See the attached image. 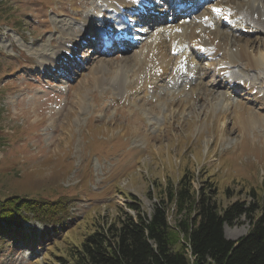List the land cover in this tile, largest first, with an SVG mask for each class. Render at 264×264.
I'll return each instance as SVG.
<instances>
[{
    "label": "rangeland",
    "instance_id": "obj_1",
    "mask_svg": "<svg viewBox=\"0 0 264 264\" xmlns=\"http://www.w3.org/2000/svg\"><path fill=\"white\" fill-rule=\"evenodd\" d=\"M110 5L106 0H0V199L63 201L68 211L57 227L35 219L24 224L26 237L19 243L0 239V264H62L59 257L114 223L121 209L134 214L127 207L130 199L151 214L185 174L196 192L215 186L221 211L249 202L251 189L260 194L264 189V33L247 36L250 50L260 56L258 69H240L236 85L219 81L215 68L225 65L222 56L212 64L205 58L189 63L200 68L199 78H178L176 71L170 73L175 66L169 50L168 72L151 67L154 73L144 77L149 37L179 24L156 20L143 27L149 34L139 47L131 46L132 52L104 54L95 48L94 34L113 35L99 28L136 20ZM86 18L96 26L87 37L80 33ZM214 31L216 38L231 34L222 37L229 39L227 45L244 38L225 27ZM247 76L252 89L244 85ZM178 99L190 103L188 109L170 112L169 103ZM240 110L254 117L243 121ZM175 208L168 206L172 225L180 218ZM34 228L43 234L37 242L29 237ZM250 229L243 216L226 225L225 234L237 240Z\"/></svg>",
    "mask_w": 264,
    "mask_h": 264
},
{
    "label": "trees",
    "instance_id": "obj_2",
    "mask_svg": "<svg viewBox=\"0 0 264 264\" xmlns=\"http://www.w3.org/2000/svg\"><path fill=\"white\" fill-rule=\"evenodd\" d=\"M206 187L196 192L185 174L154 204L151 214L130 199L127 207L134 214L121 209L114 223L99 227L59 259L62 264H264V189L261 194L251 189L249 202H234L221 211L215 186ZM171 204L180 216L176 225L169 220ZM67 212L63 201L0 199V239L26 237L23 222L33 219L57 227ZM243 216L251 224L249 232L237 240L227 238L225 226ZM37 233L34 228L30 235L36 239Z\"/></svg>",
    "mask_w": 264,
    "mask_h": 264
},
{
    "label": "bare ground",
    "instance_id": "obj_3",
    "mask_svg": "<svg viewBox=\"0 0 264 264\" xmlns=\"http://www.w3.org/2000/svg\"><path fill=\"white\" fill-rule=\"evenodd\" d=\"M146 1L145 0H114V1L106 0V3L111 4L110 6H112L117 13H123V11L126 10L127 13L129 12L130 14H133V16L137 14L142 16V14L145 13L144 12L145 7L148 6L146 5L147 4ZM213 9H220L219 14L217 12H214ZM159 11L161 10H158L157 12L152 11L151 13L154 14L156 13L155 15H157ZM148 13L151 14L150 12ZM154 14H152L150 19L155 18L153 17ZM160 14H162V11ZM226 16L227 18H229L231 24L229 25L230 29L229 28L226 29L229 30L232 34H235V36L238 35L244 36V38L243 37L242 38L237 37L238 39L236 38L238 43L237 45L226 44L228 43L229 40L228 38L226 40V37L228 35H231L229 32L227 35L224 33H221L219 35V37L220 36L223 37V35H225L226 36L225 38L222 37L216 38L215 35L212 33L213 30H215L217 33V31L220 28L227 25L221 21V19H224ZM149 17L143 16L141 17V19L147 20ZM199 18L201 22L199 24H193L194 26H192V23L189 22L184 26L181 25L171 26L168 29L167 27L165 29L160 28V30H158L159 32L155 33V35L156 34L157 35L151 37L152 39L151 41L148 42V51L147 54L145 55L148 58L147 60L148 64L146 63L148 69L144 77L145 76L149 77V74L153 72L152 71L153 67H155V70L157 72H161L163 75L166 74L170 67L169 54L174 58L173 62L175 66L170 73H174V71H176V73L180 72V70L178 69L179 68L181 69L182 67L184 68L185 67L184 64L187 62L197 63L199 61L197 57L199 52H201L203 56H208L210 59H215V58L223 59L222 57H224V63L226 67H224L225 65L220 66L219 63L215 62L216 63L215 69L216 72L218 70L217 73H218L219 81L221 80L224 81L229 79L231 80V83L232 82L234 83V85H236L235 81L239 80L242 74L241 72L239 76L235 75L237 72L240 71V69H242L243 67H248L252 69V70L247 68L244 69L250 71H255L256 69H258L260 56L253 54V52L250 50V44L252 43V41L247 40L246 38L251 34L258 35L262 32L264 33V0H216L213 4H210V6L207 8V11L204 12L202 15H200ZM92 21L93 20H88V18H86L84 22H81L82 27L80 33L85 32L86 37L92 34V30L96 29V26L94 24L93 25L91 24ZM183 21L184 19H181L179 23H182ZM95 22L98 23L99 21L95 20ZM195 26L197 27L196 29H194ZM232 26L234 29L232 28ZM244 30L248 31L246 35H244L243 33ZM102 36H106V35H102ZM124 38L125 39L122 40L132 42L131 39L128 38L127 34H125ZM168 42L169 44L171 43L170 44L171 49L167 47ZM165 43L166 45L164 46ZM204 46L206 47V51H201L202 47ZM186 47L190 48L192 52L196 51L194 52L196 54L192 53V57L190 56L186 57V55H181V52ZM168 50H169V54H168ZM151 53H152V57H150ZM172 53H176V54L179 53V56L175 57ZM137 61H141V60L137 59ZM151 62L153 65L150 64ZM191 71L193 77L195 76V78L196 77L199 78V74H198V72L200 73L199 70L192 69ZM205 73H208V71H205ZM184 74L187 75L185 76L186 82L194 79L193 77L190 79L189 76H191V73L190 71H188V69H185V72L182 71V75ZM157 80L159 79L156 78L154 84H156ZM247 80L249 81L248 82L249 84H245V82H247L245 80H244L245 82L244 81L243 82L244 85L249 86L250 89L251 81L248 78V76H247ZM201 81H202V77H201ZM193 90L197 91V88L196 89L193 88ZM189 105L190 103L184 101V99H178V100H172L168 106L170 112L177 113L188 109ZM240 112H242L241 118L243 119V121L252 120L251 119L253 116V115L251 116L252 113L250 114L248 111L245 110L242 111L240 110Z\"/></svg>",
    "mask_w": 264,
    "mask_h": 264
},
{
    "label": "snow or ice",
    "instance_id": "obj_4",
    "mask_svg": "<svg viewBox=\"0 0 264 264\" xmlns=\"http://www.w3.org/2000/svg\"><path fill=\"white\" fill-rule=\"evenodd\" d=\"M214 12H217L219 14L220 9H213Z\"/></svg>",
    "mask_w": 264,
    "mask_h": 264
}]
</instances>
